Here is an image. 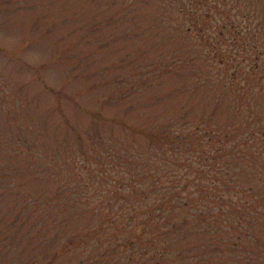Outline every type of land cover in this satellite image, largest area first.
Wrapping results in <instances>:
<instances>
[{
    "label": "rangeland",
    "instance_id": "374dc122",
    "mask_svg": "<svg viewBox=\"0 0 264 264\" xmlns=\"http://www.w3.org/2000/svg\"><path fill=\"white\" fill-rule=\"evenodd\" d=\"M4 3L0 264H75L166 195L156 264H264V0Z\"/></svg>",
    "mask_w": 264,
    "mask_h": 264
},
{
    "label": "trees",
    "instance_id": "16d2710c",
    "mask_svg": "<svg viewBox=\"0 0 264 264\" xmlns=\"http://www.w3.org/2000/svg\"><path fill=\"white\" fill-rule=\"evenodd\" d=\"M158 131L141 129L145 136L154 141L159 136ZM140 192H142L140 189H132L134 194L139 195ZM171 200H173V196L166 195L148 205L132 204L127 215L129 224L126 226L133 225L132 230L124 236L116 237L118 235L116 232L110 234L109 238L102 240L101 245L97 243V248L89 252L86 257L77 259L75 264H112L114 262L115 264H132V262H134L133 264H144L143 256L145 255L148 256L151 264H156L157 259L166 258L164 256L168 250L172 249L171 244L174 243L176 232L184 223L176 218L174 208L177 203ZM99 229L100 222L91 230V233L93 234ZM72 242L74 241L71 240L68 243ZM135 254L139 256L136 257ZM153 255L157 259H154Z\"/></svg>",
    "mask_w": 264,
    "mask_h": 264
},
{
    "label": "flooded vegetation",
    "instance_id": "af4514ba",
    "mask_svg": "<svg viewBox=\"0 0 264 264\" xmlns=\"http://www.w3.org/2000/svg\"><path fill=\"white\" fill-rule=\"evenodd\" d=\"M2 2H3V0H0V9H1V8H5V3L2 5V4H1ZM4 2H5V0H4ZM0 20H1V19H0ZM1 52L5 54V47H3V46L0 44V54H1Z\"/></svg>",
    "mask_w": 264,
    "mask_h": 264
}]
</instances>
